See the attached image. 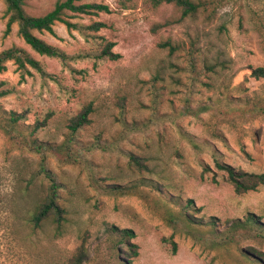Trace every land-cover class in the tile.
<instances>
[{"label":"rangeland","instance_id":"rangeland-1","mask_svg":"<svg viewBox=\"0 0 264 264\" xmlns=\"http://www.w3.org/2000/svg\"><path fill=\"white\" fill-rule=\"evenodd\" d=\"M61 1L24 0V9L39 16ZM192 1L200 7L182 18L173 4L77 0L111 11H66L80 28L56 21L52 32H35L69 55L62 63L33 52L15 23L6 30L0 0V51L22 47L49 75L28 68L21 78L13 61L0 71V93L8 91L0 94V264H64L78 249L82 264H264V242L212 245L207 222L215 216L221 231L253 215L264 225V184L237 193L215 166L264 172V77L251 74L264 67V0ZM94 22L103 26L86 28ZM108 42L115 59L99 57ZM245 102L257 103L256 112H244ZM88 104L89 121L72 142L84 155L44 162L61 185L62 231L50 220L35 227L30 218L49 182L40 154L19 139L60 144ZM12 114L22 116L15 130ZM92 175L130 192H98ZM185 214L198 221L199 240Z\"/></svg>","mask_w":264,"mask_h":264},{"label":"trees","instance_id":"trees-1","mask_svg":"<svg viewBox=\"0 0 264 264\" xmlns=\"http://www.w3.org/2000/svg\"><path fill=\"white\" fill-rule=\"evenodd\" d=\"M77 0H64L61 2H56L54 7L43 15L34 16L28 14L24 9V0H3L5 4V13L7 15L6 30H9L11 25L15 23L17 25V34L22 38L23 42L35 53L39 55H44L51 58H56L62 63H65L69 58L64 51L61 49L48 44L40 37H38L35 32L38 31H48L52 32V26L56 21L63 22L67 28H80L76 23H72L65 19L63 16L66 11L72 14H97L99 12H110V8L104 3H76ZM152 6L156 7L163 3L173 4L180 9L181 17L187 15H193L196 13L200 7V2H195L192 0H147ZM103 26L102 22H94L89 24L86 28L92 30H98ZM113 43L108 42L102 51L99 53L100 58H111L115 59L118 54L111 51ZM163 45H169L170 51L173 50L172 45L168 43H163ZM13 61L16 68L20 70V77L24 78V73L30 74L28 68H32L37 71L41 76L47 77L48 73L43 69L40 62L35 59L26 49L19 46H10L0 51V71L4 70L5 62ZM251 74L257 78L264 77V67L253 68ZM8 91L5 89L1 91L0 94H6ZM230 101V100H226ZM252 101V100H246ZM244 112L252 114L256 112L258 105L255 102H245ZM92 112L91 104L84 106L83 109L70 119L68 124V134L66 138L60 144H48L43 142H37L36 140L27 141L25 139H19L20 143L26 147L28 150L38 153L41 156V172L44 173L45 177L48 179L49 186L48 192L44 199L38 203L36 209L31 215L30 221L33 226L37 227L42 224V222L50 220L52 223L56 224V230L60 233L62 231V221L64 217V208L59 202V187L61 186L56 180L54 175L46 169L45 159L46 155H51L59 158L63 163L72 162L71 160H77V158L84 155L83 150L75 151L72 148V142L75 140V136L79 130L88 123L89 114ZM22 118L21 115L12 114L10 116L9 127L15 130V124ZM39 128L38 124L34 127L36 130ZM17 136V135H15ZM58 160V159H57ZM130 160L134 161L136 164H141L138 159L134 156H130ZM215 166L219 170L226 173L228 181L233 185L234 190L237 193H245L251 190H256L258 186L264 184V172L253 173L236 170L232 166L226 163H221L215 161ZM92 186L98 192L106 194H127L130 191L125 187H120V185L104 184L100 183L97 178L93 175L89 177ZM192 201L188 199L185 203L186 207H190ZM184 221L187 228V233L194 239L199 240L197 228L193 226L198 223L191 215L185 214ZM209 225L210 233V243L212 245L221 246L226 244H237L248 240H253L258 243L264 242V225L255 218L253 215L246 217L244 220H235L229 222L225 229L219 231L218 221L215 216H210L207 220ZM113 230L120 231L126 236H134L133 231L130 229H117V227L112 226ZM172 250H176V243L171 242ZM133 248L136 247L135 244L131 245ZM135 252V251H134ZM256 257L257 261L263 262L259 259L257 255L252 253ZM86 253L82 249H78L73 253L64 264H82L85 260Z\"/></svg>","mask_w":264,"mask_h":264}]
</instances>
